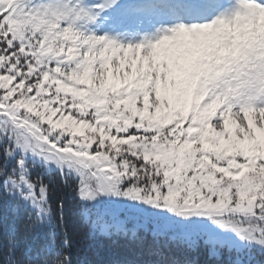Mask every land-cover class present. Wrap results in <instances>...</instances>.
I'll return each instance as SVG.
<instances>
[{
  "label": "snow or ice",
  "instance_id": "snow-or-ice-1",
  "mask_svg": "<svg viewBox=\"0 0 264 264\" xmlns=\"http://www.w3.org/2000/svg\"><path fill=\"white\" fill-rule=\"evenodd\" d=\"M97 241L264 264V0H0V264Z\"/></svg>",
  "mask_w": 264,
  "mask_h": 264
},
{
  "label": "trees",
  "instance_id": "trees-1",
  "mask_svg": "<svg viewBox=\"0 0 264 264\" xmlns=\"http://www.w3.org/2000/svg\"><path fill=\"white\" fill-rule=\"evenodd\" d=\"M73 240H76L74 235ZM80 245H75L73 248V258L76 259L78 256H83V258L88 262V264H109V261L114 257L122 253V250L116 247H113L107 241H97L93 242L91 249L80 252ZM201 264H204L206 257L201 254L199 256Z\"/></svg>",
  "mask_w": 264,
  "mask_h": 264
},
{
  "label": "rangeland",
  "instance_id": "rangeland-1",
  "mask_svg": "<svg viewBox=\"0 0 264 264\" xmlns=\"http://www.w3.org/2000/svg\"><path fill=\"white\" fill-rule=\"evenodd\" d=\"M119 5L121 8L123 7H127L130 4L135 3L138 0H119ZM214 13V11H213ZM118 15L117 12L114 11H104L101 12L99 17L97 18V25L98 27V31H97V35H102L105 33H108L109 35L114 34L112 32V21L116 18V16ZM211 16H209L207 19H210ZM203 22V21H202ZM186 23V22H184ZM187 24V23H186Z\"/></svg>",
  "mask_w": 264,
  "mask_h": 264
}]
</instances>
